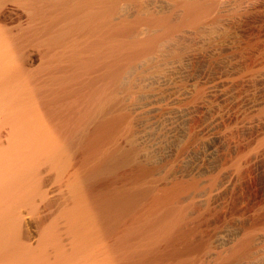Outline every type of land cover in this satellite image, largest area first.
I'll use <instances>...</instances> for the list:
<instances>
[{"label":"bare ground","instance_id":"bare-ground-1","mask_svg":"<svg viewBox=\"0 0 264 264\" xmlns=\"http://www.w3.org/2000/svg\"><path fill=\"white\" fill-rule=\"evenodd\" d=\"M263 3L0 0V264H264Z\"/></svg>","mask_w":264,"mask_h":264},{"label":"rangeland","instance_id":"rangeland-1","mask_svg":"<svg viewBox=\"0 0 264 264\" xmlns=\"http://www.w3.org/2000/svg\"><path fill=\"white\" fill-rule=\"evenodd\" d=\"M263 7V8H262ZM261 7V12H259V11H256V10H254V12H253V10L251 11V12H249V14H245L244 16H246L245 18V20L243 21L244 23V25H243V28H245V27H247L246 28V30H242L241 32H239V33H241V34H239L238 35V37H240V39H241V37H242V35H243V37L246 39V41H247V39H248V41H247V43H245V39L244 40H242L241 42H243V43H241L240 45H241V47L239 48L240 50H241V52H242V63L241 64H239V66H240V71H241V74H243V72L245 73L246 72V70H248V69H250V68H254V69H256V68H258V66L259 67H261V65H263L264 66V59L261 57V54H264V36H263V24H264V3H263V6ZM263 9V10H262ZM256 12V13H255ZM263 12V13H262ZM233 13H235V15H238L239 13L241 14V12L239 11V12H236V10L235 11H233L230 15L231 16H233L234 14ZM236 13H238V14H236ZM253 16H252V15ZM259 14V15H258ZM249 15H251V16H249ZM248 16V17H247ZM262 16H263V18H262ZM262 20V22H261V20ZM246 25V26H245ZM260 26V27H259ZM262 29V30H261ZM262 32H261V31ZM244 32V33H243ZM243 33V34H242ZM245 35V36H244ZM247 37V38H246ZM239 39V40H240ZM251 40V41H250ZM252 42L251 44H249L250 42ZM249 42V43H248ZM246 44H249V45H251L250 46V49H248L249 47H246V50L247 51H245V47L244 46H242V45H245L246 46ZM248 45V46H249ZM241 48H243L244 50V52L242 51V49ZM244 54V55H243ZM23 56H24V54H23ZM25 56H26V53H25ZM264 56V55H263ZM256 57H257V60H254V59H256ZM259 57V58H258ZM260 58H261V60H262V62H258V59L260 60ZM256 62H254V61ZM252 62V63H251ZM253 64H255V65H253ZM257 65V66H256ZM256 67V68H255ZM264 172V171H263ZM263 172H259L258 173V176H257V178L255 179V181H256V183H258V184H256V183H254V185L256 184V186L257 187H255L254 189V193H252V188L251 187H249V185H247V184H245L244 186H246V187H242V191H244V194H243V192L241 193V195L239 196L240 198H243V199H245L247 196V199L251 196L252 198L255 196V197H257L258 199H262V198H264V173ZM263 173V174H262ZM258 178H260L259 180H258ZM254 181V182H255ZM261 183H260V182ZM249 187V188H248ZM251 188V189H250ZM249 191H248V190ZM257 189V190H256ZM245 190H246V192H245ZM251 191V192H250ZM256 192V193H255ZM249 195H248V194ZM252 193V194H251ZM254 194V195H253ZM244 197H243V196ZM248 200H250V199H248Z\"/></svg>","mask_w":264,"mask_h":264}]
</instances>
